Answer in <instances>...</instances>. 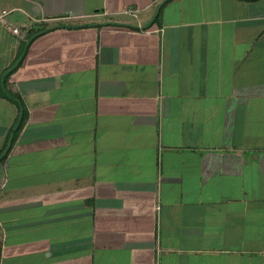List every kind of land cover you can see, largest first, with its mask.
Here are the masks:
<instances>
[{"label": "crops", "instance_id": "1", "mask_svg": "<svg viewBox=\"0 0 264 264\" xmlns=\"http://www.w3.org/2000/svg\"><path fill=\"white\" fill-rule=\"evenodd\" d=\"M163 1L0 0V264H264V0Z\"/></svg>", "mask_w": 264, "mask_h": 264}, {"label": "water", "instance_id": "2", "mask_svg": "<svg viewBox=\"0 0 264 264\" xmlns=\"http://www.w3.org/2000/svg\"><path fill=\"white\" fill-rule=\"evenodd\" d=\"M166 2H167V0H164V1L161 3V5L158 7V9H157V11H156L154 17L152 18V20H151L150 22H148L146 25L143 26L144 29L150 27V26L155 22L157 16L159 15L160 9L162 8V6H163ZM104 24H105V25H118V26H125V27H134V26L129 25V24L119 23V22H114V21L104 22ZM59 27H64V28H74V29H75V28H80V27H82V25H63V26H59ZM54 28H55V27H48V28H45V29H43V30H41V31H39V32H37V33H35L33 36H31V38H30V39L27 41V43H26L25 50L28 49L29 44H30L35 38H37L38 36H40V35H42V34L48 32V31L53 30ZM22 59H23V55H21L20 58L17 60V62H16L11 68H9V69L4 73L3 78H2V87H3V90L7 93V95H8L11 99L15 100L16 102H18V103L20 104V115H19V118H18V121H17L15 127L13 128V132H12V134H11V136H10V139H9L8 145H7L6 149L4 150V152L2 153V155L0 156V160L3 159V158L7 155V153L9 152L10 147H11V144H12L13 139H14V135H15L16 131L18 130V128L20 127V124H21V122H22V120H23V116H24V109H23V107H22V105H21V102H19L18 99L12 97V96L6 91V88H5V86H4V79L7 77V75H8L9 73H11L13 70H15V69L18 67V65L20 64V62L22 61Z\"/></svg>", "mask_w": 264, "mask_h": 264}, {"label": "built area", "instance_id": "3", "mask_svg": "<svg viewBox=\"0 0 264 264\" xmlns=\"http://www.w3.org/2000/svg\"><path fill=\"white\" fill-rule=\"evenodd\" d=\"M9 12L4 11L0 14V24L3 26L7 27L10 31L13 32L16 36H19L21 39H25L28 37L30 29L27 27L19 28V27H14L12 24H10L7 20V15Z\"/></svg>", "mask_w": 264, "mask_h": 264}, {"label": "trees", "instance_id": "4", "mask_svg": "<svg viewBox=\"0 0 264 264\" xmlns=\"http://www.w3.org/2000/svg\"><path fill=\"white\" fill-rule=\"evenodd\" d=\"M34 33H35V32H31L30 35L28 36L29 38H28L27 40H29V39L31 38V36L34 35ZM26 43H27V41L25 42V44H26ZM6 80H7V78H6ZM21 105H22V107H23V109H24V115H25V111H26V110H25V105H24L23 102L21 103Z\"/></svg>", "mask_w": 264, "mask_h": 264}]
</instances>
